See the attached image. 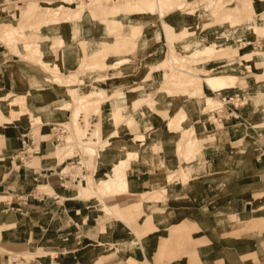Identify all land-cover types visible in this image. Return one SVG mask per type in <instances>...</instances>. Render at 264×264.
I'll return each mask as SVG.
<instances>
[{
	"label": "crops",
	"instance_id": "1",
	"mask_svg": "<svg viewBox=\"0 0 264 264\" xmlns=\"http://www.w3.org/2000/svg\"><path fill=\"white\" fill-rule=\"evenodd\" d=\"M73 1L27 0L21 13L44 16L43 31L57 29L59 19L75 20L73 38L89 27L83 42L92 60L106 52L102 50L116 49L106 57L108 68L83 75L99 74V90H105L101 113L94 112L102 139L108 141L96 156V177L109 179L114 165L125 159L121 174L127 190L106 192L101 201L81 192L92 171L81 158L88 161L89 155L73 156L81 171L66 172L69 164L57 154L52 128L72 114L62 106L66 99L56 96L63 90L31 84L28 106L35 109L34 118L41 116L50 127L35 129L27 116L0 123V264H6L11 251H33L31 264H264V77L245 71L240 74L243 84L239 78L213 90L200 74L173 67L171 60L175 52L190 56L212 45L217 48L212 56L219 55L212 64L231 73L228 47L239 42L250 44L251 62L263 68L256 57L264 54V24L257 25L258 35L252 20L264 14V0H241L234 6L229 0L231 12H220L228 19L223 24L215 23L211 12L216 0H187L199 1L197 13L183 9L185 0H113L110 13L95 18L94 9L80 14L68 5ZM119 24L127 31L115 41ZM7 54L0 42V81L11 72ZM39 56L38 65L58 68L48 62L56 58L50 48ZM109 75L116 76L110 84ZM87 82L79 90H86ZM237 91L247 95V102L237 109L227 104L236 116L218 119L212 108L205 110L208 95L221 98ZM115 107L131 127L117 125ZM21 109L14 110L26 112ZM4 116L0 107V118ZM117 128L122 134L113 135ZM192 131L200 138L190 144L186 138ZM21 150L29 154L24 162Z\"/></svg>",
	"mask_w": 264,
	"mask_h": 264
},
{
	"label": "rangeland",
	"instance_id": "2",
	"mask_svg": "<svg viewBox=\"0 0 264 264\" xmlns=\"http://www.w3.org/2000/svg\"><path fill=\"white\" fill-rule=\"evenodd\" d=\"M84 1L86 2L80 5L76 2V0H74L73 2H70L68 5L73 6L75 10H77L78 13L80 14H83L85 12L87 14H90L89 12H91V8L94 9L96 16H93V18L108 15L107 13H110L108 11L111 9V7H114L115 5L113 0L106 1L107 4L103 3L105 0H98V2L94 4H91V0H84ZM228 1L229 0H216V3L211 11L213 12L212 14L215 16V23L223 24L224 21L228 20L227 18H222L221 16V13L231 12V9H229V6L227 5ZM240 1L241 0H231L232 2L231 6L236 5L238 2L240 3ZM185 2L186 4L184 5L183 8L184 10L188 8V10L189 11L191 10L193 13L198 12V10L196 9L198 8L199 1H192L189 3L187 2V0H185ZM39 3L45 4V2H39ZM179 3H183V2H179ZM27 5H28L27 0H8V2L0 4V42L6 45L8 52L6 57L11 59V63L8 62L11 72H9V74H5L4 75L5 78H2L4 80L0 81L1 82L0 107L3 109V113L5 115L4 117L0 118V123L6 124L5 121L13 122L14 120L13 118H18L20 116H27L29 117L28 120H30L29 122H27L29 123V126H33V128L39 129L40 125L46 124V126L44 127H46V129L49 128L50 126H48L47 124L48 122H45L43 118L40 117L34 118L35 117L34 115L36 114L35 109H31V107L28 106V101L31 99V95L29 96L30 93L29 90L31 84L32 85L39 84V86H42L43 84L44 85L46 84V86L53 85L58 90L62 89L63 91H56V96L58 94H61V97L66 99V101L62 103L63 104L62 106H64L65 109L71 110L72 114L70 117L67 116L66 119L55 121V123H64L68 127V133L65 136L64 143L57 146V150H58L57 154L60 155L61 152H63L64 148H67L66 145L69 144L67 142L69 139L70 141L71 140L76 141L75 143H73L72 141H71L72 143L70 142L71 147H69L67 156L65 155L64 157V160L66 161L64 163L67 164L68 161L70 160V159L67 160V157L74 156L77 153L78 149H80V151H78L79 153H77L76 156H79L80 152L82 151H85L89 155L88 161H86L85 158H81L82 159L81 164L88 166L89 168H91L92 171L90 174H86L85 176L87 179V186L83 188V186L80 185L79 188L81 189V192L87 193L89 198H95V199L97 198V200L101 201L102 195L105 194L106 192L123 191L126 188L124 184H121L122 182L121 179L122 180L125 179L122 176L121 172L123 167L126 165L127 160L121 159L119 163L114 165L112 172L113 174L109 179H103V180L97 179L96 177L97 175L95 173L96 156L98 154L101 145L102 147L105 146L108 143V141L107 140L104 141L102 139L103 138L102 125L100 121L95 122L94 112L97 114L101 113L100 100L101 98L105 97L103 96L105 94V90L104 92H101L99 90V84L97 82L100 80L99 74L93 75L91 76V78L86 79L84 78L83 72L90 70L99 71L100 69H105L106 67L108 68L110 64H107L106 57L110 56L111 53H115L116 49L111 48L110 50H102L103 52L104 51L106 52L102 54L100 58L92 60L91 58L87 57V51L85 50V45L83 42L85 39L83 38V34L90 33L91 31L89 27L86 26L85 28L83 27V30L81 31V36H78L77 38H73L71 35H73L74 33L71 30V26L75 20L73 22L72 21L62 22L63 20L59 19V21L56 22L58 25L57 29L53 28L51 31L45 29V31H43L42 26L44 24V21L42 19L44 18V16L35 14L27 17L22 15L21 13V10H23L22 7H25ZM175 6L176 5L174 4L172 7ZM215 10H218V13L215 12ZM172 11L174 12V10ZM244 14L246 17L247 14L249 16L251 15V13L249 12ZM70 17L73 18L74 15H71ZM156 18H158V16H156ZM161 18H163V16H161ZM252 21L254 23L253 28L257 32V34L258 35L262 34V32L259 31V29L257 28V25L259 23L262 25L264 24V17L259 16L257 20L254 19ZM245 22H247L248 25L253 26V23L251 21H245ZM120 24L116 26L117 28L115 32L116 35L114 34V36L117 37L118 39L115 38V41L117 40L121 41L123 39L122 38L123 33L125 34L127 31L126 27H124L123 25L121 26ZM11 25H13L14 27L12 28ZM243 25H244L243 21H240V26ZM7 28L11 29L12 32L15 33L14 35L12 33L13 36L11 35L8 39L5 35H3L4 30ZM138 29L139 28H137L135 32L133 31V33H131L132 38L138 35L137 34ZM104 44L109 45L110 42H107L105 40ZM237 45H239V47ZM245 45L238 42L237 44L231 43V46L228 47L229 52L232 54L231 73H227V69H224L223 67L217 68L215 67V64H212L211 61L213 60V58L219 56L218 54L212 56L217 49L215 50L210 49L208 50V52H204L199 56H197L196 59L192 58L191 60H184L181 55L177 54L176 52L175 53L173 52L174 56H176V59L175 60L171 59L172 62H174L172 63V65L173 67L174 66L177 68L181 67L186 70H190L194 73L200 74V76H202V79L205 78V82L207 76L212 74L222 73V76L227 77L228 76L227 74H231L229 77L231 76L234 77L230 79L229 85L236 84L237 82H239V78L241 79V84H243L245 76L243 75L241 76L240 74L250 70L254 72L257 78L264 77V66L261 69L258 68L256 69L255 64L251 62V60L253 59L252 57L253 53H249V51L251 52L252 50L250 44L249 45L245 44ZM208 46H205L202 49H206V47ZM48 48H50L52 50V53L56 55L54 61H48V62L52 64L57 63L58 68L53 67L51 64L42 63L43 66L38 65L39 57H40L39 55L44 54L45 50H48ZM202 49H198V50H202ZM256 58H260L264 62V54L258 55ZM95 61H97L96 66L89 65L90 63ZM168 68L170 69V66ZM107 77H108L107 81L110 84L111 81L113 82V79L115 80L116 76L109 75ZM173 81H175V79H173ZM85 82H87L88 88L86 87L87 88L86 90H79L78 85L83 86ZM89 88L90 90H88ZM175 90H172V92ZM26 91L28 94L23 100L24 96H22L21 98L20 96L21 93H26ZM86 91L88 92L86 93ZM33 92L34 91L32 90V93ZM187 92L191 94V91H187ZM48 94L50 95V97H52L51 96L52 92H48ZM213 95L215 94L213 93ZM215 98L221 99L220 97H215ZM12 99H15L16 102L13 105L10 104V101ZM77 99H80V101L78 102ZM150 101L151 99L149 100V103ZM249 101L250 102L252 101V96L249 97ZM91 104L92 107H90ZM85 105H87L89 109L86 108L87 106ZM18 107L25 108L26 112L20 113L17 111L16 113L15 110L13 111L11 110V109H16ZM97 107L100 108L98 109ZM216 107H225L224 101L222 100V102L221 103L219 102V104L217 105H211L205 110H209L210 108L213 109ZM115 112L119 113L120 117H119V121L117 122V125L121 123L120 125L122 126L121 127L122 130H124L123 128L127 125L131 127L133 123L130 124V122L125 120L124 116H121L122 112L119 107L118 109L117 107L115 108L114 113ZM80 114L81 116H79ZM11 115L13 118H11ZM115 133L122 134L119 128H117V131L113 132V135H115ZM88 135L92 137L96 136L95 141L97 140V142L93 141V138H89ZM189 136H191V139L189 141V143L191 144L196 140L197 137L193 131L187 134V138H186L187 140ZM140 141L143 142V140ZM77 164L78 163H76L74 169H71L72 170L71 173L81 171L82 168L81 165L79 164L77 165ZM68 170H69V166L66 167L65 171L68 172ZM113 181H116V183L114 182V184H112ZM10 253H15V252L11 251ZM17 253L24 255L30 261L34 259L33 251L17 252ZM6 264H12L11 257L8 258Z\"/></svg>",
	"mask_w": 264,
	"mask_h": 264
},
{
	"label": "built area",
	"instance_id": "3",
	"mask_svg": "<svg viewBox=\"0 0 264 264\" xmlns=\"http://www.w3.org/2000/svg\"><path fill=\"white\" fill-rule=\"evenodd\" d=\"M221 98L225 103V107H217L211 110L212 116H216L218 119L222 118V116L226 114L236 116L235 111L233 110H231V112L227 111V104H232L233 107L237 109V107L242 106L247 102V95L244 92H238V91L233 92L231 94H226L222 96ZM52 128L54 129L57 146L64 143L65 136L68 133L67 125H65L64 123H57V124H53ZM77 153L74 156H76ZM28 155L29 154L28 152H26V150H21V152L19 153V159L22 162H24V160L27 159ZM67 159H70L67 163L69 164V168L70 169L74 168L76 166V162L73 156L67 157ZM10 257L12 258V264H31V261L29 259H27L24 255L19 254L17 252L10 253L7 255V258H10Z\"/></svg>",
	"mask_w": 264,
	"mask_h": 264
},
{
	"label": "bare ground",
	"instance_id": "4",
	"mask_svg": "<svg viewBox=\"0 0 264 264\" xmlns=\"http://www.w3.org/2000/svg\"><path fill=\"white\" fill-rule=\"evenodd\" d=\"M178 5V4H177ZM176 5V6H177ZM150 8H152L151 6H149ZM140 8V7H139ZM117 9V8H116ZM154 9V8H153ZM261 16H263L264 17V15H260V17ZM259 17V16H258ZM257 20V16H255V17H253V20ZM14 26L12 25V28H13ZM11 28V29H12ZM15 28H16V26H15ZM15 28H14V30H15ZM11 29H9V28H7V29H5L4 30V32H3V35H5L6 37H7V39L12 35V33H13V35L15 34L14 32H12V30ZM19 29V28H18ZM15 32H17V31H15ZM12 35V36H13ZM2 39V38H1ZM12 40V39H11ZM6 41V40H5ZM208 46V45H207ZM210 49H212V50H215V49H217L216 47H214V46H212V45H209L208 47H206V49H202V50H197V51H195L192 55H190V56H182L183 57V59L184 60H191L192 58H194V59H196V57L197 56H199L200 54H202V53H204V52H208V50H210ZM176 59V56H174V55H172V60H175ZM229 80H230V77H225V76H222V75H217V74H212V75H209V76H207V78H206V84L208 85V86H210L211 88H213V90L214 89H221V88H225V87H228L229 86ZM93 90V89H92ZM87 93V92H86ZM91 93V92H90ZM86 95V94H85ZM221 103L222 102V99H219V98H215L214 96H211V95H208L207 97H206V108H208L209 106H211V105H217V104H219V102ZM77 101L79 102L80 101V99H77ZM13 103H15V100L14 101H12L11 100V102H10V104H13ZM85 106H87V105H85ZM84 106V107H85ZM69 107V106H68ZM83 107V108H84ZM90 107H92V104H91V106ZM86 108H88V106L86 107ZM98 109L100 108V107H97ZM96 108V109H97ZM116 108V107H115ZM217 108V107H216ZM89 109V108H88ZM87 109V110H88ZM117 109H118V107H117ZM121 109V108H120ZM12 111L14 110V109H11ZM113 110H115V109H113ZM126 110V109H125ZM21 111H24V109L22 108L21 109ZM19 112V111H18ZM82 112V111H81ZM114 112V111H113ZM112 112V113H113ZM16 113H17V110H16ZM80 113V112H79ZM97 114V113H96ZM113 115H114V119H115V121L117 122L118 120H119V113H117V112H115V113H113ZM112 115V116H113ZM79 116H81V114L79 115ZM41 117V116H40ZM11 118H13L12 117V115H11ZM77 119V118H76ZM131 119V118H130ZM114 121V122H115ZM131 124V123H130ZM89 136V138H93V141H95V136L94 137H92V136H90V135H88ZM196 140L195 141H197V140H199L198 138H200V137H198L197 135H196ZM190 139H191V136H189V138H188V142L187 143H189V141H190ZM72 141V140H71ZM70 139L67 141L69 144H67L66 145V147L67 148H64V150H63V152H61V154H60V159H61V161H65L64 160V157H65V155H67V153H68V150H69V147H71L70 145ZM194 141V142H195ZM73 143H75L76 141L74 140V141H72ZM71 142V143H72ZM116 180V179H115ZM119 181V180H118ZM121 184H126V179H121ZM114 182L116 183V181H113V183L112 184H114Z\"/></svg>",
	"mask_w": 264,
	"mask_h": 264
}]
</instances>
